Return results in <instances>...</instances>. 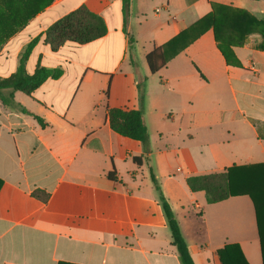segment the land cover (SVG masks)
Segmentation results:
<instances>
[{
  "label": "crops",
  "instance_id": "0c3cea01",
  "mask_svg": "<svg viewBox=\"0 0 264 264\" xmlns=\"http://www.w3.org/2000/svg\"><path fill=\"white\" fill-rule=\"evenodd\" d=\"M11 1L0 11V78L17 71L36 38L27 73L43 66L61 68L63 75L31 95L15 93L29 114L0 101V264H182L150 169L195 264H221L218 250L228 244H239L250 264H263L251 199L209 204L204 192H192L187 184L190 176L264 164L261 36L250 35L234 49L241 68L227 65L212 30L156 74L147 56L215 5L262 19L264 0H131L126 12L123 0H53L43 9L42 0ZM82 7L104 19L107 34L53 51L46 31ZM228 94L232 106H226ZM110 108H142L147 142L114 132ZM151 129L157 130L154 139ZM185 138L202 141L210 162L226 166L174 172L169 157H162L158 173L153 143L164 142L166 152ZM188 163L196 171L195 162ZM37 190L49 194L48 200L35 197ZM241 198L251 201L256 230L250 205Z\"/></svg>",
  "mask_w": 264,
  "mask_h": 264
},
{
  "label": "trees",
  "instance_id": "16d2710c",
  "mask_svg": "<svg viewBox=\"0 0 264 264\" xmlns=\"http://www.w3.org/2000/svg\"><path fill=\"white\" fill-rule=\"evenodd\" d=\"M10 1L0 0V11ZM52 1L42 0L41 8H45ZM130 1L123 0L125 12ZM208 30L213 31L217 48L229 66L242 67L234 49L243 47L250 35L259 34L261 36V42L257 49L264 52V19H259L246 10H235L230 6L215 5L206 17L181 32L163 47L154 49L147 56L150 72L156 74L164 69L172 58L184 51ZM106 34L107 26L104 19L82 7L54 23L46 31V41L53 51H57L68 42L84 45L98 40ZM38 41L39 38H36L28 44L21 56L19 67L12 76L5 79L0 78V101L4 106L24 114L29 113L15 101V93L22 92L31 95L46 81L59 79L63 75L61 68L43 66H38L33 74L27 73V61ZM131 59L133 60L132 53ZM138 89L139 99L143 101L142 83L138 85ZM108 118L112 130L117 134L134 141L147 142L149 132L142 108L137 110L110 108L108 109ZM36 119L44 126L41 118L36 117ZM150 175L171 230L172 243L177 249L182 264H195L173 209L162 193L152 169H150ZM187 184L192 192H204L209 204L238 196H248L251 199L255 208L264 264V164L234 165L221 173L190 176L187 178ZM3 185L4 182L0 179V191ZM33 195L44 202L49 198V194L39 190L35 191ZM218 257L221 264H250L239 244L226 245L218 250Z\"/></svg>",
  "mask_w": 264,
  "mask_h": 264
},
{
  "label": "rangeland",
  "instance_id": "374dc122",
  "mask_svg": "<svg viewBox=\"0 0 264 264\" xmlns=\"http://www.w3.org/2000/svg\"><path fill=\"white\" fill-rule=\"evenodd\" d=\"M264 19V18H262ZM143 63V61H142ZM227 100H226V106H232V99L231 96L228 94L226 96ZM187 125V124H186ZM169 130V129H167ZM157 132L156 129H151L150 135L152 137V139H154L155 133ZM165 143L164 142H160L157 141L156 143H153V157L155 160V164H156V170L159 173L161 170V165H159L158 160L162 159V157H169V159L172 161V166L170 168L171 171H178L179 169H182L184 172H189V171H193V172H210V171H218L221 170V168H223L222 166H226L224 165L225 163H219L218 165H215L213 163L210 162V158L208 157L209 155V148L206 147L202 141L198 140V139H194V140H189L188 138H185L181 141H179L178 145H176V147H170V148H176L175 150H168L166 152H163V150H165ZM184 156H191V157H184ZM178 157H180V159H183L185 161V165L183 166L181 162L178 161ZM203 158L206 162L201 161L200 159ZM234 160H236L235 162H238L240 164H249L251 163L250 161H248L247 157H244L242 159V161H240V159H237L236 157H232ZM188 160H192L195 162L196 166H195V170L192 169V167H190V164L188 163ZM227 164V163H226ZM203 197L205 194H201ZM243 199L242 201H244L245 203H248V205H250V216H251V220H252V230H253V225H254V229L256 230V225H255V219H254V212H253V208H252V204L251 201L248 198H241Z\"/></svg>",
  "mask_w": 264,
  "mask_h": 264
}]
</instances>
